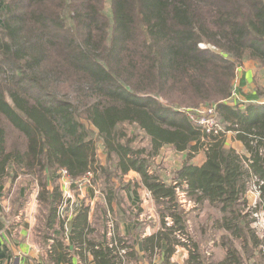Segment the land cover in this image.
Returning a JSON list of instances; mask_svg holds the SVG:
<instances>
[{
  "label": "trees",
  "instance_id": "obj_1",
  "mask_svg": "<svg viewBox=\"0 0 264 264\" xmlns=\"http://www.w3.org/2000/svg\"><path fill=\"white\" fill-rule=\"evenodd\" d=\"M0 20V182L33 179L44 238L57 226L65 246L64 174L72 187L100 177L110 207L134 171L161 221L143 239L147 256L179 245L189 251L186 264H264L256 224L264 211V84L244 92L242 77L236 87L246 61L264 70V0H0ZM235 94L244 107L229 102ZM202 105L216 107L225 132L200 128L194 111ZM227 131L243 152L226 145ZM166 147L187 154L169 180L156 164ZM200 151L204 161L192 163ZM250 184L259 190L255 205L245 196ZM182 191L195 209L183 206ZM199 206L211 210L193 230ZM95 231L84 206L70 228L81 257L139 264L127 240L103 243ZM195 231L219 241L222 261L207 260Z\"/></svg>",
  "mask_w": 264,
  "mask_h": 264
},
{
  "label": "crops",
  "instance_id": "obj_2",
  "mask_svg": "<svg viewBox=\"0 0 264 264\" xmlns=\"http://www.w3.org/2000/svg\"><path fill=\"white\" fill-rule=\"evenodd\" d=\"M242 77L246 79V84L243 87L244 92L253 93L254 88L253 90L248 89L252 85L250 84L249 73L242 74ZM236 86L238 88L240 82ZM235 95L236 98H241L238 94ZM244 102H241V107L245 106ZM233 140L234 143L232 145L226 140V145L243 152V145L235 140V136H233ZM27 177L29 175L24 174L19 175L15 181L6 179L0 182V264H93L94 258L91 253H85L83 257L78 254L79 250L70 238V228L86 205H84V201L86 203L88 199L86 194L90 195V202L95 203L94 201L97 200L96 197L92 196L91 192L94 186L91 183L86 185L80 189L79 192L81 194H79L74 189H71L67 177L59 179L64 194V205L61 207L60 213L62 218L67 220L64 232L65 246L61 247L57 245L59 240L55 239V237H60L62 232L57 226L49 234L52 239L47 240L46 237L44 238L43 228L38 221V189L35 187L33 179L29 177V182ZM129 195L130 193H128ZM128 196L127 199L129 200ZM245 196L249 205H255L258 202L259 194H257L251 184ZM80 197L81 201L79 200ZM149 198L154 207L144 208L141 206V208H132L129 211L116 207L115 202L110 207L105 206L101 209H96L92 206V203L91 206H87L88 220L97 231V241L103 243L111 241L116 235L120 240H127L141 256L139 264H186L189 259V251L185 246H176L171 254L166 253L167 245H162L160 249H157L152 255L149 254V256L144 252L143 239L158 232L161 228L160 216L151 194H149ZM180 201L187 210L195 209L194 207H196L192 201L187 199L185 191L180 192ZM132 202L134 201L132 200ZM185 203H192L193 207L190 208V205V207L188 205L187 207ZM118 209L119 212H117ZM197 210L201 211L202 207H197ZM194 212L195 221L190 222L193 230L196 226L200 227V224L196 222L199 214H194ZM130 215L133 219L129 218ZM198 222H201V219H198ZM168 223H171L170 219H168ZM209 243L206 248L208 255H211L212 252L211 256H213L214 249L221 248L222 256L219 258L215 257L216 259L207 258V260L222 261L226 253L225 249L220 246L218 240L212 239ZM124 259V264H135L129 258Z\"/></svg>",
  "mask_w": 264,
  "mask_h": 264
},
{
  "label": "rangeland",
  "instance_id": "obj_3",
  "mask_svg": "<svg viewBox=\"0 0 264 264\" xmlns=\"http://www.w3.org/2000/svg\"><path fill=\"white\" fill-rule=\"evenodd\" d=\"M200 46L202 48H212L210 45H206V44H200ZM246 72L249 73V79H251L250 84H252L249 86V88H248L249 90H253L254 83H259L260 85L264 84V70H263V68L260 67L256 63L246 61L238 71V78L236 80V85L239 84L242 74H245ZM243 101L244 100H242L241 98L238 99V98H236V95H233L229 102L231 104H235L236 102L242 104ZM207 106L208 105H202L199 108H201V107L207 108ZM198 109H196L194 111L195 114H200V112L198 113ZM218 119L220 120L219 116H218ZM220 124L222 125L221 121H220ZM225 126L226 125H222L223 130H225V128H226ZM228 132H230V131L226 132V140H228L230 145H232L234 143V140H233L234 133H231V132L228 133ZM144 143H141L140 145H144ZM100 156L103 158V161H104V155L101 153V151H100ZM186 158H187L186 153L176 152L171 147H166L163 149L162 153L156 159V164L159 165L161 174L164 175L166 177V179L169 180V178H172L175 176L176 171L181 168V166L183 165ZM204 159H205V156H204L203 152L200 151L199 153L194 154V157L191 160H192V163L201 164L204 161ZM93 177L94 176L89 175L88 177L81 179L80 182H78L76 184V187L75 186L72 187V184L70 186H71L72 190L74 189L77 193L81 194V192H79L80 189L91 183L94 186V187L92 186L93 189L91 190L92 196L96 197L97 200L94 201L95 203L90 202V200H89L90 195L86 194V197H88V199L86 200V203L84 201V205L86 204L85 206H91V203H92V206H94L96 209L97 208L101 209V208L105 207V203H104V200L102 199V194L100 191L101 190V181H100V177H98L97 183L94 184V182L92 180ZM27 179L30 182V178L27 177ZM116 183H121V182L117 181ZM122 185L124 186V188L122 189L121 196L123 195L124 198L119 203L115 204L116 207L121 208L123 210L126 209L128 211H129V209H132V208H135V209L141 208V206H143L144 208L154 207V204L152 203L151 199L149 198V194H148L147 190L143 188V186L140 182V178L136 172L132 171L127 176H125V178L122 182ZM128 193H130L129 196H128ZM125 195H126V197H125ZM127 196L129 198V200L127 199ZM131 199L134 202H132ZM79 200L81 201V197ZM63 205H64V202H63L62 206ZM185 205L186 206L190 205L191 206V207L189 206L190 208L193 207L192 203H189V204L185 203ZM208 210H209V208H205L203 211L202 210L201 211L195 210V212H194V214H199V217L197 218L196 222L199 223L201 227L205 225V213ZM117 212H119V209L117 210ZM129 218L133 219V217H131V215L129 216ZM198 219H201V222H198ZM196 228H198V227L196 226ZM194 234H195L196 238L201 242L202 245H206L207 247L209 246L210 243L206 242V237L201 236L197 231H195ZM211 255H212V252H211ZM221 256H222L221 248H215L214 249V255L212 256V259L215 257L219 258Z\"/></svg>",
  "mask_w": 264,
  "mask_h": 264
},
{
  "label": "built area",
  "instance_id": "obj_4",
  "mask_svg": "<svg viewBox=\"0 0 264 264\" xmlns=\"http://www.w3.org/2000/svg\"><path fill=\"white\" fill-rule=\"evenodd\" d=\"M199 112L200 114H195L196 121L204 132L213 135H218L222 132H225L222 125L220 124V120L218 119V114L216 112V107L214 105H208L207 108L201 107L198 109V113ZM65 177H67L66 174H64V178ZM80 180H78L77 183L80 182ZM67 181L70 185L73 183V181L69 177H67ZM253 188L255 189L257 194H259L258 187L253 185ZM256 216L257 224L259 225L261 230L264 231V212L257 213Z\"/></svg>",
  "mask_w": 264,
  "mask_h": 264
}]
</instances>
